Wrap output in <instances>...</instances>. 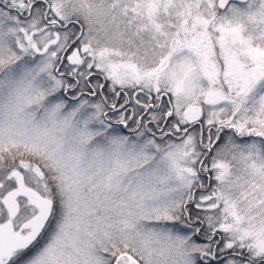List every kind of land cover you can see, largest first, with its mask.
Instances as JSON below:
<instances>
[{
	"label": "snow or ice",
	"instance_id": "obj_1",
	"mask_svg": "<svg viewBox=\"0 0 264 264\" xmlns=\"http://www.w3.org/2000/svg\"><path fill=\"white\" fill-rule=\"evenodd\" d=\"M0 264H264V0H0Z\"/></svg>",
	"mask_w": 264,
	"mask_h": 264
},
{
	"label": "flooded vegetation",
	"instance_id": "obj_2",
	"mask_svg": "<svg viewBox=\"0 0 264 264\" xmlns=\"http://www.w3.org/2000/svg\"><path fill=\"white\" fill-rule=\"evenodd\" d=\"M121 102H122V98H121L120 101H117L118 104L121 103ZM129 107L131 108V107H133V105L130 104ZM144 115H145V119H147L148 114L144 113Z\"/></svg>",
	"mask_w": 264,
	"mask_h": 264
}]
</instances>
